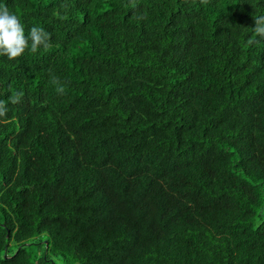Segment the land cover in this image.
<instances>
[{
	"label": "trees",
	"instance_id": "obj_1",
	"mask_svg": "<svg viewBox=\"0 0 264 264\" xmlns=\"http://www.w3.org/2000/svg\"><path fill=\"white\" fill-rule=\"evenodd\" d=\"M4 2L0 264H264V0Z\"/></svg>",
	"mask_w": 264,
	"mask_h": 264
},
{
	"label": "clouds",
	"instance_id": "obj_2",
	"mask_svg": "<svg viewBox=\"0 0 264 264\" xmlns=\"http://www.w3.org/2000/svg\"><path fill=\"white\" fill-rule=\"evenodd\" d=\"M253 31L264 37V15L258 16L254 21ZM51 34L45 28L34 25L28 34H25V25L21 18L13 11H10L4 0H0V57L9 61L25 55L26 52L37 53L41 49L50 47ZM57 94H64L66 85L56 76L52 77ZM7 106L0 102V118L6 117Z\"/></svg>",
	"mask_w": 264,
	"mask_h": 264
},
{
	"label": "rangeland",
	"instance_id": "obj_3",
	"mask_svg": "<svg viewBox=\"0 0 264 264\" xmlns=\"http://www.w3.org/2000/svg\"><path fill=\"white\" fill-rule=\"evenodd\" d=\"M262 218H263V220H264V216H263Z\"/></svg>",
	"mask_w": 264,
	"mask_h": 264
}]
</instances>
